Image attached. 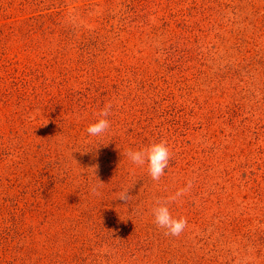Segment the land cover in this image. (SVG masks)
I'll return each mask as SVG.
<instances>
[{"label": "rangeland", "instance_id": "rangeland-1", "mask_svg": "<svg viewBox=\"0 0 264 264\" xmlns=\"http://www.w3.org/2000/svg\"><path fill=\"white\" fill-rule=\"evenodd\" d=\"M161 140L159 181L93 180ZM189 183L167 236L152 209ZM0 264H264V0H0Z\"/></svg>", "mask_w": 264, "mask_h": 264}, {"label": "clouds", "instance_id": "clouds-1", "mask_svg": "<svg viewBox=\"0 0 264 264\" xmlns=\"http://www.w3.org/2000/svg\"><path fill=\"white\" fill-rule=\"evenodd\" d=\"M112 113L113 104L111 102L105 103L99 112V118L87 126V135L89 137H102L110 132L112 121L109 117H111ZM124 155L134 166L142 168L147 165L151 179L159 181L165 175V169L168 168L173 153L167 141L161 140L144 148L129 149ZM190 187L189 183L186 187L179 189L174 195L167 197L163 203L158 201V206L152 209L154 223L157 227L165 229V235L167 236L178 237L188 226L187 219L185 217H174L168 205L177 202L180 197L187 193ZM119 199L128 202L132 199V195H130L129 190H124L120 193Z\"/></svg>", "mask_w": 264, "mask_h": 264}, {"label": "trees", "instance_id": "trees-1", "mask_svg": "<svg viewBox=\"0 0 264 264\" xmlns=\"http://www.w3.org/2000/svg\"><path fill=\"white\" fill-rule=\"evenodd\" d=\"M200 11L201 12H204V10H205V8L203 7V6H200ZM134 12H137V9L135 8L134 10H133ZM191 11H189V14H193V13H190ZM135 15H137V13H135ZM137 18V17H136ZM166 22V21H165ZM178 25L179 26H181L184 30H193L194 28V25L192 24V23H189V22H187V21H185V20H183V18H182V20H180L179 22H178ZM33 28V27H32ZM153 30L152 31H155V34H156V37L158 36V37H161V38H165V37H168V39H171V36H176V30L174 29V28H172V26H171V24H168V23H165V26H162V28H159L158 26H153V28H152ZM31 30V31H30ZM40 30L42 31V33H45V31H46V27H44V24L43 25H41V27H40ZM135 32H137V31H139V33L141 34V33H143L144 32V30L142 29V30H138V29H136V30H134ZM133 31V32H134ZM158 31V32H157ZM32 32V29L31 28H28L27 29V31H26V33L28 34V35H30V33ZM52 33H57V35H58V37H56L55 39H65L66 40V42H68L65 46L67 47V45L70 43V42H72V40L71 39H79V37H77V35H76V32H71L70 31V29L69 28H66L65 26L64 27H59L58 28V26H54L53 28H52V31H51ZM132 31H131V33L133 34V35H131L132 37H134L136 34H134ZM140 36H143V34L142 35H140ZM177 36H179V35H177ZM151 37H153V36H151ZM179 37H182V35H180ZM52 39H54V38H52ZM69 39V40H68ZM80 39H90V38H87V37H84L83 35H82V38H80ZM241 39H242V37H241ZM65 42V41H64ZM83 43V42H82ZM82 45H84V47H85V42L82 44ZM82 56V59L80 60L81 61V63H84V67H91L92 68V66H91V64H92V62H94L93 60H87V59H90V58H87L86 57V55H81ZM87 61H90V62H87ZM95 63L93 64V67L95 68ZM8 92H6L5 94H6V96H7V98H9L10 96L7 94ZM6 101H8L9 99H5ZM85 103V102H84ZM85 105H87V107L88 106H90V107H92V106H94V105H92V103H89V101H86V103H85ZM84 126H88V124H83ZM119 139L120 138H118V140H115L114 139V141H116V142H118L119 141ZM140 148H144V147H142V145L139 147V149ZM126 152V150H124L123 149V147H121V149H120V151L118 152L119 153V155H117L116 157H117V160L119 161V163H120V166L119 167H117V169H115V172L113 173V171H114V169L113 168H109L108 166H105V165H103V164H99V169H100V171H99V173H97L96 174V177H95V179H93V180H103V181H108V182H112L113 180H115V178L116 177H114V176H120V177H123V178H127L128 176H129V173H130V170L128 169V162H129V160L126 158V156L124 155V153ZM100 162V161H99ZM114 175V176H113ZM131 177H134L135 178V175L133 174V176L131 175ZM148 179V177H147V175H145V174H143V178H142V181L143 180H147ZM90 184V182H89V180H88V182H87V185H89ZM157 193H158V195H160V197H166L167 195L166 194H163V193H161V190L159 189V190H157ZM165 200V199H164ZM175 209H178V207L176 206L175 207Z\"/></svg>", "mask_w": 264, "mask_h": 264}]
</instances>
